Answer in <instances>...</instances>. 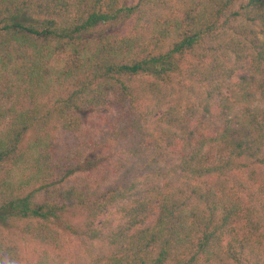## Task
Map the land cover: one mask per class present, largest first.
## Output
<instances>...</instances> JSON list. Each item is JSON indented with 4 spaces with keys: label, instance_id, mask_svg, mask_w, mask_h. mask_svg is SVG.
<instances>
[{
    "label": "trees",
    "instance_id": "16d2710c",
    "mask_svg": "<svg viewBox=\"0 0 264 264\" xmlns=\"http://www.w3.org/2000/svg\"><path fill=\"white\" fill-rule=\"evenodd\" d=\"M0 264H264V0H0Z\"/></svg>",
    "mask_w": 264,
    "mask_h": 264
},
{
    "label": "rangeland",
    "instance_id": "374dc122",
    "mask_svg": "<svg viewBox=\"0 0 264 264\" xmlns=\"http://www.w3.org/2000/svg\"><path fill=\"white\" fill-rule=\"evenodd\" d=\"M101 114H89V115H87V116H84V125H85V127H87V128H95V130H96V128L98 127V126H100V122H101ZM28 243H25V246H24V249H23V251H27V249H28Z\"/></svg>",
    "mask_w": 264,
    "mask_h": 264
}]
</instances>
